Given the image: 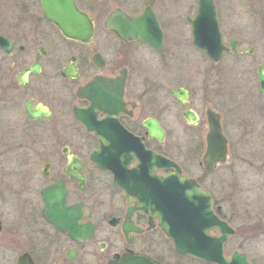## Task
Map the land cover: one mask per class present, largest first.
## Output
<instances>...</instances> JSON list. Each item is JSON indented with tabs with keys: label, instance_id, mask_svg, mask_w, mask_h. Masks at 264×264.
I'll use <instances>...</instances> for the list:
<instances>
[{
	"label": "flooded vegetation",
	"instance_id": "1",
	"mask_svg": "<svg viewBox=\"0 0 264 264\" xmlns=\"http://www.w3.org/2000/svg\"><path fill=\"white\" fill-rule=\"evenodd\" d=\"M73 1L92 25L86 41L64 35L40 0H0V264H220L176 248L218 244L226 260L259 264L250 252L264 242V180L252 163L227 164L219 88L221 71H253L235 61L255 51L243 18L264 26V8L213 0L225 47L213 60L193 42V26L211 24L198 0ZM117 11L151 13L158 48L110 29ZM211 114L226 138L223 160L206 158ZM143 149L172 165L142 167ZM168 175L174 212L164 221L145 188Z\"/></svg>",
	"mask_w": 264,
	"mask_h": 264
},
{
	"label": "water",
	"instance_id": "2",
	"mask_svg": "<svg viewBox=\"0 0 264 264\" xmlns=\"http://www.w3.org/2000/svg\"><path fill=\"white\" fill-rule=\"evenodd\" d=\"M198 2L200 5L198 17L203 19L205 14L210 13L211 24L210 26L206 27V30H204V27L194 25L193 42L198 47L203 49L204 52L213 60H218L222 52L225 50V47L221 43L220 33L214 18L213 0H198ZM40 4L42 6L44 15L47 18L51 19L63 32L64 35L83 41H86L90 38L92 34V25L90 24L87 15L77 10L73 0H40ZM146 20L152 22L154 24L153 27L149 26L146 23ZM108 26L122 38L133 37L136 39H140L146 41L155 48H158V44L161 43L162 33L161 30L156 26L154 17L151 13L141 14L136 17H130L117 11L109 17ZM154 36L157 37L156 41L153 40ZM256 74L258 80V88L264 96V61L258 66ZM159 133L162 134L161 131ZM153 134H157V131H155ZM207 139L208 149L206 158H219L220 160H223L226 150V138L221 134L218 117L214 114H211L210 131ZM142 151H144L143 158L140 161V165L142 167H150V165L155 164V166H157L158 168H165L172 165V162L166 157L156 156L149 151H145L144 149ZM93 155L96 157L95 154ZM101 162L102 160L99 163L100 166L108 167V164ZM154 179L157 181V185H155L154 187L145 188L148 195L147 203L152 210L163 212L165 214L168 213L163 218L164 221L171 220L172 213L174 212L173 175L162 176ZM154 189H158L157 193L151 194V191H154ZM207 203L209 204V200ZM45 204H48L49 207L50 205H52V202L45 201ZM45 212H49V210L45 209ZM60 212H65L64 208L61 207ZM47 219L55 226L62 227L59 223V220L51 216H47ZM212 222L221 230L226 228L230 229V227L225 222L219 221V219L214 216H212ZM164 230L170 237L174 239L171 228L164 227ZM225 237L226 235L224 233V236L220 240L214 238H212L211 240L214 244L215 242H222ZM217 246V251H214L213 248L205 250L203 249V246L199 245H195V247L190 250L182 249L178 245H176V248L181 253H188L199 258L219 262L220 264H250L246 260L244 255L238 253H233L231 259L226 260L223 257L220 245L218 244ZM126 258L127 256H123L120 258V260H125ZM111 264L116 263L113 262Z\"/></svg>",
	"mask_w": 264,
	"mask_h": 264
},
{
	"label": "rangeland",
	"instance_id": "3",
	"mask_svg": "<svg viewBox=\"0 0 264 264\" xmlns=\"http://www.w3.org/2000/svg\"><path fill=\"white\" fill-rule=\"evenodd\" d=\"M234 3L243 5L244 9L264 8V0H235ZM243 24L248 27L247 33H249L251 43L254 44L255 51L252 56L240 58L235 63L240 67L250 65L253 71H226L225 76L221 71V86L219 88L227 101V109L224 111L225 133L230 154L232 157L234 154H238L237 159L229 158L227 164L234 163L235 169H238L243 161L245 164L252 163L255 168L261 171L257 173L261 176L260 179L264 180V110L257 111L258 104L264 107V97L258 89L255 71L257 64L264 59V26L258 16L256 19L243 18ZM246 46L248 47L249 44ZM223 64L227 66L228 62L226 60L220 62L218 68ZM214 70L215 68H213ZM167 143L166 148L168 146L171 150L172 139H168ZM256 197L259 202L264 200V184L259 183ZM250 254L258 255L257 258L254 257L255 260L259 264H264V242Z\"/></svg>",
	"mask_w": 264,
	"mask_h": 264
}]
</instances>
